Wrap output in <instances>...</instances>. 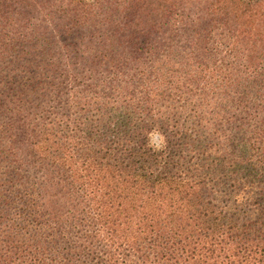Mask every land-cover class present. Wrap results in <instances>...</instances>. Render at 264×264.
Returning a JSON list of instances; mask_svg holds the SVG:
<instances>
[{"label": "trees", "instance_id": "1", "mask_svg": "<svg viewBox=\"0 0 264 264\" xmlns=\"http://www.w3.org/2000/svg\"><path fill=\"white\" fill-rule=\"evenodd\" d=\"M154 34L216 82L190 126L118 77ZM0 264H264V0H0Z\"/></svg>", "mask_w": 264, "mask_h": 264}, {"label": "rangeland", "instance_id": "2", "mask_svg": "<svg viewBox=\"0 0 264 264\" xmlns=\"http://www.w3.org/2000/svg\"><path fill=\"white\" fill-rule=\"evenodd\" d=\"M90 2L95 0H88ZM196 15V13H195ZM197 16V15H196ZM108 32V31H107ZM50 33L53 34L54 38H50L49 41H53L51 47L55 51L56 58L63 57V51H68L70 48L63 49L62 46L64 45L63 40L60 39V35L56 33V29L52 28ZM152 40H149L146 44L140 43L138 45L137 50L133 52H128V58L125 60L126 66L124 68V72H127L128 76L118 75L124 81L123 82H130L131 80H136L135 83L138 85V91L143 90L147 85L142 84L139 82L141 77H145L147 75L151 76V82L148 85H151L153 88H157L159 83H161V79L165 81H170L175 84L177 88H183L188 90V100L184 101L183 108L181 109H188L187 111L182 112V114L187 115L188 119L183 120L181 118L180 122H184L190 126L193 122L196 121L197 118V111L200 110H208L209 107L215 106L217 100L213 93V87L216 82H212L211 77L209 74L202 72L200 70V66L196 67L195 65L190 64V62L186 59L190 51V46L187 45L186 40L184 39V34L179 37H176L172 43L173 51L171 53H164L162 52V56L159 61V34H154ZM85 42H88L86 39ZM83 46V44L81 45ZM121 47L120 45H116V41L110 43L107 49L111 48H118ZM63 51H62V50ZM156 50V53L153 51ZM33 62L34 64H38L37 56H40L38 52L33 51ZM33 72L30 73V76L39 74V68L33 67ZM209 75V76H207ZM24 78L29 77L26 74H22ZM209 78V79H208ZM198 89L196 90V88ZM196 91V94H194ZM218 102H220L218 100ZM160 107L164 109L169 107H177V97L172 99L171 102L161 98L157 101ZM223 107V104L221 105ZM209 115L210 114H206ZM185 119V118H184ZM199 120V119H197ZM172 124L179 125L177 122H172ZM164 140L163 135L160 134L157 130L153 131L151 135V141L154 146H160L162 141Z\"/></svg>", "mask_w": 264, "mask_h": 264}]
</instances>
